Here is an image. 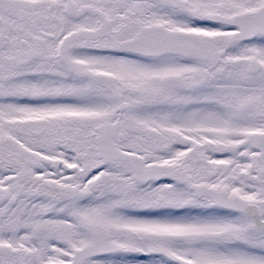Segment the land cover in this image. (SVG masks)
<instances>
[{"label":"snow or ice","instance_id":"1","mask_svg":"<svg viewBox=\"0 0 264 264\" xmlns=\"http://www.w3.org/2000/svg\"><path fill=\"white\" fill-rule=\"evenodd\" d=\"M0 264H264V0H0Z\"/></svg>","mask_w":264,"mask_h":264}]
</instances>
